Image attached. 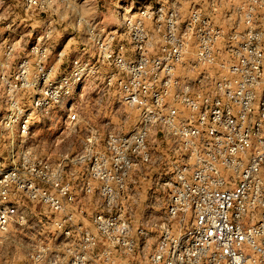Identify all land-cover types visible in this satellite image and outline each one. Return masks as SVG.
Masks as SVG:
<instances>
[{"label":"built area","instance_id":"2783aa9c","mask_svg":"<svg viewBox=\"0 0 264 264\" xmlns=\"http://www.w3.org/2000/svg\"><path fill=\"white\" fill-rule=\"evenodd\" d=\"M131 3L109 27L86 21L69 0H23L26 8L67 9L69 39L81 30L84 39L61 74L50 67L31 108L9 97L3 124L11 135H27L33 113L49 117L87 84L113 89L137 114L126 132L83 133L86 174L72 183L20 155L19 167L31 172H0V228L15 213L11 191L63 212L76 209L77 182L99 210L87 225L72 215L53 222L62 239L39 242L31 264H264V0H194L186 13ZM46 49L30 48L37 68ZM29 63L21 65L28 71ZM63 104L74 126L78 114ZM152 169L161 203L146 206L144 218L127 216L129 186Z\"/></svg>","mask_w":264,"mask_h":264},{"label":"rangeland","instance_id":"374dc122","mask_svg":"<svg viewBox=\"0 0 264 264\" xmlns=\"http://www.w3.org/2000/svg\"><path fill=\"white\" fill-rule=\"evenodd\" d=\"M131 1L148 5L156 2L171 4L186 13L194 0H69L86 21L109 27L114 26L120 18L114 10H127L132 5ZM73 24L69 11L61 6H48L40 10L26 8L23 0H0V172L11 167L31 172L30 164L25 168L19 167L18 157L26 153L32 161L47 163L53 171L61 174L63 181L84 177L86 170L81 162L83 133L91 127L102 132L115 128L126 132L135 123L136 111L119 102L113 89L87 84L79 89L74 98L69 99L70 102H63H66L67 107L71 105L78 114L74 126L66 119L63 109L65 104L61 103L52 109L47 118L33 113L25 136H12L11 131L4 127L9 97L13 96L20 100L23 107L31 108L32 98L41 96L48 88V79L53 76L50 67L55 65V74H61L68 63V55L81 48L84 39L81 29L73 39H69L75 30ZM49 30L51 33L45 35ZM36 43L47 47L37 57L43 63L38 67L43 74L35 65V57L29 52ZM60 50L64 55L58 61L57 53ZM152 52L158 53L157 48L151 49ZM43 53L46 57L42 56ZM27 59L30 60L28 71L21 65ZM155 172L156 169L147 172L146 178L137 181L135 189L133 184L129 186L128 197L123 202L127 216L144 218L148 213L146 206L155 207L161 203L157 195L151 193ZM73 185L77 192L76 209L72 207L63 212L52 211L17 190L8 194L6 203L14 207L15 213L9 217L6 227L0 228V264L33 263L39 242L52 247L62 239L57 226L53 224L55 221L62 222L65 219L67 222V218L72 215L75 223L87 225L92 215L99 210V200L95 195L83 194L80 183L73 182ZM3 205L0 203V206ZM71 227L73 230L77 228L76 225Z\"/></svg>","mask_w":264,"mask_h":264},{"label":"crops","instance_id":"0c3cea01","mask_svg":"<svg viewBox=\"0 0 264 264\" xmlns=\"http://www.w3.org/2000/svg\"><path fill=\"white\" fill-rule=\"evenodd\" d=\"M86 1H89L90 2L91 0H86ZM117 10H118V8H117ZM117 10H114V11H117Z\"/></svg>","mask_w":264,"mask_h":264}]
</instances>
